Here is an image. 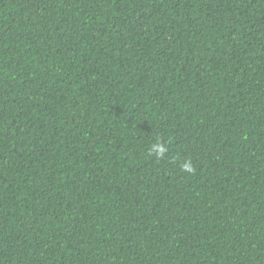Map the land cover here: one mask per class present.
<instances>
[{"label":"trees","instance_id":"16d2710c","mask_svg":"<svg viewBox=\"0 0 264 264\" xmlns=\"http://www.w3.org/2000/svg\"><path fill=\"white\" fill-rule=\"evenodd\" d=\"M0 264H264V0H0Z\"/></svg>","mask_w":264,"mask_h":264},{"label":"clouds","instance_id":"9594fccd","mask_svg":"<svg viewBox=\"0 0 264 264\" xmlns=\"http://www.w3.org/2000/svg\"><path fill=\"white\" fill-rule=\"evenodd\" d=\"M167 145L165 143L160 142L157 140L154 142L151 147L148 149L149 153L154 155L157 159H160L164 156V154L167 152ZM182 170L186 171L189 174H192L195 172V167L192 165L191 161H185L181 165Z\"/></svg>","mask_w":264,"mask_h":264}]
</instances>
